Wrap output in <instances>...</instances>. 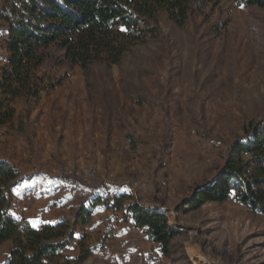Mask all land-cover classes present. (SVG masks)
Listing matches in <instances>:
<instances>
[{
    "label": "rangeland",
    "instance_id": "1",
    "mask_svg": "<svg viewBox=\"0 0 264 264\" xmlns=\"http://www.w3.org/2000/svg\"><path fill=\"white\" fill-rule=\"evenodd\" d=\"M159 23L162 34L133 46L121 65L107 72L96 66L111 90L107 101L116 94L120 109L107 112L99 96L90 97L79 66L44 69L68 77L32 113L34 133L0 130V159L30 177L15 191L11 212L35 227L54 223L91 196L86 187L104 182L105 191L121 187L144 208L164 213L180 231L178 251L164 256L123 213L100 208L78 228L67 257L81 254L86 236L95 249L82 264H264V215L233 199L185 207L229 146L264 119V9L223 2L184 27L166 11ZM7 30L0 20V71ZM130 80L144 88L143 105L125 98L122 85ZM23 107L19 100L18 114ZM127 130L147 144L131 150ZM9 253L6 246L4 258Z\"/></svg>",
    "mask_w": 264,
    "mask_h": 264
},
{
    "label": "trees",
    "instance_id": "2",
    "mask_svg": "<svg viewBox=\"0 0 264 264\" xmlns=\"http://www.w3.org/2000/svg\"><path fill=\"white\" fill-rule=\"evenodd\" d=\"M223 2L264 9V0H2L0 20L8 26V59L0 80V130L7 127L22 135L29 130L34 133L32 113L46 93L62 86L68 77L46 74L47 67L79 66L91 98L99 96L107 112L122 108L116 94L107 101L111 90L103 86L96 66L102 64L107 72L111 66L121 65L133 46L161 35V11L184 27L206 7ZM122 92L126 99L143 105L145 90L133 81H125ZM19 100L24 107L18 114ZM125 137L134 151L147 144L132 131L127 130ZM162 161L159 158L164 168ZM28 179L18 166L0 159V264H82L95 249L85 244L86 236L78 257L69 258L65 252L74 246L78 228L90 225L100 208L123 213L124 221L141 230L164 256L172 257L178 251L180 231L169 224L164 213L144 208L121 187L105 191L104 182L86 187L91 196L79 202L73 215L40 227L20 220L11 211L15 191ZM232 199L264 215V119L252 122L248 136L229 146L223 164L185 201V207ZM6 246L10 253L4 258Z\"/></svg>",
    "mask_w": 264,
    "mask_h": 264
},
{
    "label": "crops",
    "instance_id": "3",
    "mask_svg": "<svg viewBox=\"0 0 264 264\" xmlns=\"http://www.w3.org/2000/svg\"><path fill=\"white\" fill-rule=\"evenodd\" d=\"M8 39V30H7V32H6V36H5V38H3V40L4 41H6ZM1 75H2V70L0 71V80H1ZM1 132V131H0ZM12 215L14 216V217H16L14 214H13V212H12Z\"/></svg>",
    "mask_w": 264,
    "mask_h": 264
},
{
    "label": "built area",
    "instance_id": "4",
    "mask_svg": "<svg viewBox=\"0 0 264 264\" xmlns=\"http://www.w3.org/2000/svg\"><path fill=\"white\" fill-rule=\"evenodd\" d=\"M75 180V179H74ZM76 181V180H75ZM77 182V181H76Z\"/></svg>",
    "mask_w": 264,
    "mask_h": 264
},
{
    "label": "snow or ice",
    "instance_id": "5",
    "mask_svg": "<svg viewBox=\"0 0 264 264\" xmlns=\"http://www.w3.org/2000/svg\"><path fill=\"white\" fill-rule=\"evenodd\" d=\"M242 6V5H241Z\"/></svg>",
    "mask_w": 264,
    "mask_h": 264
}]
</instances>
